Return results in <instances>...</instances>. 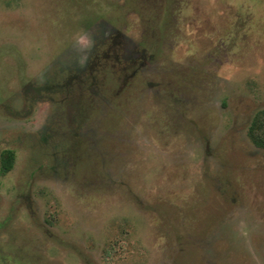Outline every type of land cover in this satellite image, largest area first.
<instances>
[{
	"label": "rangeland",
	"instance_id": "rangeland-1",
	"mask_svg": "<svg viewBox=\"0 0 264 264\" xmlns=\"http://www.w3.org/2000/svg\"><path fill=\"white\" fill-rule=\"evenodd\" d=\"M263 111L264 0H0V264H264Z\"/></svg>",
	"mask_w": 264,
	"mask_h": 264
},
{
	"label": "trees",
	"instance_id": "trees-1",
	"mask_svg": "<svg viewBox=\"0 0 264 264\" xmlns=\"http://www.w3.org/2000/svg\"><path fill=\"white\" fill-rule=\"evenodd\" d=\"M251 138L255 144L264 147V111L260 112L254 118L250 130ZM13 153L6 151L1 155V173L6 175L12 169Z\"/></svg>",
	"mask_w": 264,
	"mask_h": 264
}]
</instances>
